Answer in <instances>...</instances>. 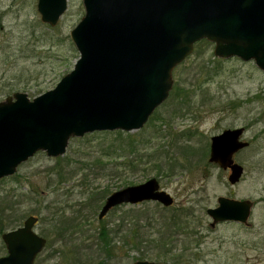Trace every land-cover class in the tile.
Listing matches in <instances>:
<instances>
[{
    "label": "rangeland",
    "instance_id": "rangeland-1",
    "mask_svg": "<svg viewBox=\"0 0 264 264\" xmlns=\"http://www.w3.org/2000/svg\"><path fill=\"white\" fill-rule=\"evenodd\" d=\"M65 1L66 12L49 26L40 21L37 0H0V102L14 93L32 100L73 70L79 53L70 32L85 10L83 0ZM213 49L212 44L194 45L192 54L172 72L168 98L139 131L71 138L62 156L51 159L39 152L13 176L0 180V209L6 214L0 224L18 221L14 228L0 227V257L6 255L1 235L33 216L38 219L35 233L46 239L34 264H264V72L239 58L217 59ZM240 127L245 129L241 139L249 146L234 156L243 175L230 185L229 172L208 162L210 139ZM128 140L138 149L139 166L113 169L122 165L123 156L131 157ZM115 150L119 157L101 156H114ZM94 160L100 161L98 169L78 171L81 163ZM60 170L71 174L60 177ZM83 174L87 186L81 187ZM148 179H155L173 198L171 207L150 201L121 205L98 219L110 194ZM93 190L105 196L85 206ZM219 197L254 204L247 223L221 222L212 228L206 211L218 206ZM172 214L180 215L184 233L173 229L172 237L163 240L166 230L146 228L148 219ZM138 215L144 217L140 238L149 241L142 258L136 250L120 249V241L129 236V222L135 223ZM74 223L80 224L75 231L69 229ZM101 226L108 232L107 251L96 246Z\"/></svg>",
    "mask_w": 264,
    "mask_h": 264
},
{
    "label": "water",
    "instance_id": "water-1",
    "mask_svg": "<svg viewBox=\"0 0 264 264\" xmlns=\"http://www.w3.org/2000/svg\"><path fill=\"white\" fill-rule=\"evenodd\" d=\"M84 16L70 32L79 57L54 89L30 100L14 93L0 102V180L11 177L35 154L57 158L71 138L94 132L139 131L168 98L172 72L202 40L217 59L239 58L264 72V0H83ZM65 0H37L40 21L55 26ZM245 129L221 131L210 139L208 162L228 170L230 185L243 167L234 156L249 146ZM154 202L165 208L173 198L155 179L110 194L99 214L121 205ZM207 209L211 227L246 224L252 204L219 197ZM38 219L1 235L6 255L0 264H34L46 240L37 235ZM133 264H166L136 261Z\"/></svg>",
    "mask_w": 264,
    "mask_h": 264
},
{
    "label": "trees",
    "instance_id": "trees-1",
    "mask_svg": "<svg viewBox=\"0 0 264 264\" xmlns=\"http://www.w3.org/2000/svg\"><path fill=\"white\" fill-rule=\"evenodd\" d=\"M198 43L199 44L211 45L210 43H208L206 41H200ZM117 134H118V136H121L124 133L117 132ZM127 136H128V138H130V135L127 134ZM133 142L134 141H129L128 140V143H127L128 147H129V150L127 151V153L129 155V157L130 156L131 157L128 159V157L123 156L122 157L123 158L122 165H121V163L119 165H114L113 169H117V166H118L119 168L122 167L123 170H132L131 169L132 165L135 166V164H137V166H139L138 165L139 162H140L139 159H141V157H137L138 156L137 147L136 146L131 147V146H133ZM109 154L110 153L104 154V155H101V156H103L104 158H105V156L106 157L110 156L111 159H114L115 156L119 157V155H115L116 154V150L114 151V156L113 155H109ZM133 159H135V160H133ZM93 162L94 163L85 164V165L83 163H81L80 164V168L78 169V171H81L83 173V171L85 170L86 173H88V171L90 173L91 169H92V171H94L93 169H98V167L100 166V161L99 160H94ZM57 174L61 177L65 173L60 170V171L57 172ZM69 174H71V172H67V174H65V176L69 175ZM87 178H88L87 175L83 174L81 176V178L79 180V185L81 187L87 186V181H86ZM88 196L89 197H88L86 203H84L85 206H86V204H89L91 201L95 200L94 198L99 199L100 197L105 196V195H96L95 190H93V192H91V195H88ZM102 200H103V198H101V201ZM3 211L4 210L0 209V216H1L0 219L2 218L4 220L5 219L4 215H6V214H4ZM179 217H180V215L172 214V215H169V216L164 217V218L163 217H158V216L156 218H153V219L150 218V219L147 220V222H145L147 224L146 228H148L149 226H151L153 228L155 226L156 227L159 226V228L156 229V230H158V231L166 230V232L163 233L164 234L163 240L166 239L167 235H168V237L171 238L172 234L175 233V232H173V231H175L173 229H176V233L178 235L184 233L185 228L181 229L183 227V223H181L179 221ZM10 218H11V216H10ZM134 218L136 219L135 223L134 222L133 223L129 222V224L131 225V228L130 229L128 228V231H126V232H129L128 233L129 236L127 235L128 237H125L122 242L120 241V243H122L120 249L121 250H130V251H131V249L132 250H136V252L139 253V255H138L139 258H142L143 254H142L141 250L143 249V247L148 248V247H146V243H148L149 241H146V240L142 239V237L140 238L141 230H140V225L139 224H140V221L144 220V217H141V215L140 216L138 215V216H135ZM77 219H79V218H75V222H76ZM17 222H18L17 218H11V220H9L6 224H4L6 226H3V224L2 225L0 224V227L4 228L6 230L10 229L12 227L14 228L17 225ZM61 224L64 225L63 222H61ZM143 224H144V222H143ZM71 226H72V228H71ZM71 226L69 227V229L75 231V229L77 230L80 227V224L74 223L73 225L71 224ZM97 233L98 234H97V244H96V246H98V250L100 251V250H102V248H104L103 250L107 251L108 246H109L108 236H107L108 232L105 230L104 226H101V228L98 230ZM166 243L168 244V242H165V244ZM107 254H109V253H107ZM96 264H103V263L101 261H99V263H96Z\"/></svg>",
    "mask_w": 264,
    "mask_h": 264
},
{
    "label": "flooded vegetation",
    "instance_id": "flooded-vegetation-1",
    "mask_svg": "<svg viewBox=\"0 0 264 264\" xmlns=\"http://www.w3.org/2000/svg\"><path fill=\"white\" fill-rule=\"evenodd\" d=\"M228 171V170H227ZM229 172V171H228Z\"/></svg>",
    "mask_w": 264,
    "mask_h": 264
}]
</instances>
